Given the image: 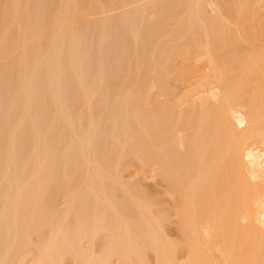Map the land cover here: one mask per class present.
I'll return each mask as SVG.
<instances>
[{"label": "bare ground", "instance_id": "1", "mask_svg": "<svg viewBox=\"0 0 264 264\" xmlns=\"http://www.w3.org/2000/svg\"><path fill=\"white\" fill-rule=\"evenodd\" d=\"M67 263L264 264V0H0V264Z\"/></svg>", "mask_w": 264, "mask_h": 264}, {"label": "rangeland", "instance_id": "2", "mask_svg": "<svg viewBox=\"0 0 264 264\" xmlns=\"http://www.w3.org/2000/svg\"><path fill=\"white\" fill-rule=\"evenodd\" d=\"M131 7H134V5L129 6V8H131ZM122 10H123V9L120 8V9H117V10H114V11H111V12H108V13L96 14V15H94V16H95V17H100V16L107 15V14H115V13H119V12H121ZM193 63H194V62H193ZM193 63H190V64H192V66H194ZM197 63L199 64V66H200L201 68H203V63H202V62H197ZM197 63H196V64H197ZM180 65H181V64H180ZM206 71H207V70H205V69L201 70L200 72H198L197 77H195V78H191L190 80L196 82V80H197L198 78L201 77V74L205 73ZM174 72H175V71H173V72H171V73L174 74ZM171 73H170V75H169V78H170V79H169V80H170V81H169V84H170V82H171L172 87H170V88H171V89L173 88L172 91H174V96H175V98H177V99L179 98V101H181V100H183V99L180 98V97H183V95L186 93V90H188V88H190L191 86H193L192 84H193L194 82L192 83V82H190L189 80H186V82H188V81L190 82V83L188 82V83H189V85H188L186 82H184V83H186V84H184L183 82H179L180 79H178V78H177V81H176V78H174V75L172 76ZM151 74H152V73H151ZM154 74H155V73H154ZM155 76H156V75H155ZM170 76H171V77H170ZM175 77H177V75H176ZM195 79H196V80H195ZM181 81H183V80H181ZM188 86H190V87H188ZM187 87H188V88H187ZM191 88H192V87H191ZM171 89H170V90H171ZM170 90H169V92L172 93V95H173V92L170 91ZM189 90H190V89H189ZM189 90H188V94H189ZM155 92H156V93H155ZM154 93H155V96H156V94H158V95L160 96V97H159L160 100H158V101H161V99H163V98L165 97V95H164V97H161V96H163V94H162V93H158V92L156 91V89L154 90L153 94H154ZM192 93L195 94L196 91L194 92V90H193ZM161 94H162V95H161ZM190 94H191V91H190ZM194 94H192L191 96H193ZM158 95L156 96V98H158ZM185 95H186V94H185ZM185 95H184V98H185L186 96H189V95H186V96H185ZM195 95H196V94H195ZM195 95H194V96H195ZM202 95H205V94H199V95L197 94L196 98H197L198 96L201 97ZM155 96H154V97H155ZM159 98H158V99H159ZM187 98H188V97H186V99H187ZM189 98H190V97H189ZM189 98H188V99H189ZM193 98H194V97H193ZM193 98H190L189 101H192V102H193V100H192ZM164 99H165V98H164ZM164 99H163V100H164ZM173 99H174V97H173ZM177 99H176V100H177ZM180 99H181V100H180ZM186 99L184 100V102H185L184 104H182L183 102L181 103V106H182V105L186 106V105H189V104L191 103V102H189V104H188V102H186ZM197 99H198V98H197ZM156 100H157V99H156ZM174 100H175V99H174ZM194 100H196V99L194 98ZM185 104H186V105H185ZM130 166H132V165H130ZM130 166H129V167L125 170V172L123 173V174H125L126 178H129V176L132 175V172L130 173L131 175L129 174V172L133 169V168L130 167ZM134 167H135V166H134ZM135 168H136V167H135ZM135 168H134V169H135ZM129 169H130V170H129ZM132 171L135 172V170H132ZM134 172H133V173H134ZM149 173H150L149 171L146 172V174H148V175L150 176L151 173H150V174H149ZM128 174H129V176H128ZM138 174H139V175H136V173L133 174V175H135V178H136V179L133 180V181H136L137 183H138V182H141V185H142L145 189L147 188V190H148V188H149V191H150L151 189H153V190L156 189L157 194H155V195H156V196H159V195H160V194H159V192H160L159 189L162 190V189H163L162 187L165 188V183L162 182L163 180L160 181V180H161V177L158 176L157 179H156V177H155V178H151V177H150V178H146V179H144L143 177H139V176H140V173H138ZM141 175H142V174H141ZM131 177H133V176H131ZM131 177H130V178H131ZM159 178H160V179H159ZM133 179H134V178H133ZM131 180H132V179H131ZM161 182L164 183V184H162ZM153 190L150 191V192H153ZM157 190H158L159 192H158ZM162 191H163V190H162ZM156 192L154 191V193H156ZM154 193H151V194L153 195ZM161 194H163V193H161ZM161 196H162V197H160V196H159V197H160V198L167 197V195H166V196H165V195H161ZM163 196H164V197H163ZM168 196H170V195H168ZM169 198L171 199L172 197L170 196V197H168L167 199H169ZM167 199H166V200H167ZM170 199L167 200V203H168V204H169V201H170V204L173 203V199H171V200H170ZM166 200H165V203H166ZM168 204H167V205H168ZM170 204H169V205H170ZM172 205H173V204H172ZM175 218H176V217H175ZM175 218H173V219H175ZM176 225H177V224H176ZM176 225H175L174 223H173V224L171 223V225L168 226V229H169V227H170V229H169L170 231L168 230V231H169V234H170L171 236L173 235L174 238L177 237V235H178V231H177V230H178V229H177L178 227H177ZM171 226H172V227H171ZM176 229H177V230H176ZM173 236H172V237H173ZM67 264H72V263H67Z\"/></svg>", "mask_w": 264, "mask_h": 264}]
</instances>
